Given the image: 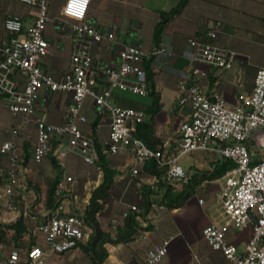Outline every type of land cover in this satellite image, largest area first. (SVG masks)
I'll use <instances>...</instances> for the list:
<instances>
[{
	"label": "built area",
	"instance_id": "2783aa9c",
	"mask_svg": "<svg viewBox=\"0 0 264 264\" xmlns=\"http://www.w3.org/2000/svg\"><path fill=\"white\" fill-rule=\"evenodd\" d=\"M18 1L34 8L35 18L25 25L20 15L7 14L0 29V95L6 99L11 122L15 124L11 126L9 137L0 143L4 206L15 212L20 209L13 196L19 185L24 156L18 140L22 127L32 126L34 140L30 157L35 164L48 155L53 141L57 142L54 152L61 170L64 171L65 160L70 155L79 156L87 165L95 164L98 150L91 127L89 131L82 127L89 124L85 114L88 103L95 116L108 117V135L103 147L110 154L126 151L133 159L132 177L139 176V164L154 159L159 166L166 167L167 181L187 182L189 170L183 168L178 159L195 151L211 150L218 157L231 160L234 166L215 180L220 182L217 211L221 218L206 224L202 235L213 250L234 264H264V64L256 69L252 91L240 94L236 105L229 106L218 89L207 90L197 81L206 78L207 67L230 69L236 59L234 50L216 42L220 24L216 22L205 37L188 39L195 62L189 74L195 79L187 83L189 77L182 76L178 103L189 105V118L180 125L173 151L151 148L132 135L135 123L145 118V112L119 106L111 98L115 91L146 95L143 61L167 51L165 46L149 52L137 45L125 44L118 50L115 64L95 66L92 45L99 44L103 38L113 39V33L103 34L87 19L91 0H64L60 16L69 23L75 40L69 66L57 76L42 65L44 59L55 55L45 31L50 21L48 0ZM43 89L49 93L71 94L69 120L52 123L36 111ZM73 184V177L64 173L56 186L59 196L56 206L45 209L42 213L45 219L31 230L42 236L51 252L64 253L87 237L80 216L84 207H76ZM130 209L138 210L136 205ZM127 213L128 210H124L122 217ZM244 230L250 233L245 244L239 247L234 237ZM167 245L168 240L152 244L143 264H159L167 253ZM45 254L43 247L34 244L26 248L23 255L30 263L43 264ZM21 255V248L12 246L7 250L0 243V264H21Z\"/></svg>",
	"mask_w": 264,
	"mask_h": 264
},
{
	"label": "crops",
	"instance_id": "0c3cea01",
	"mask_svg": "<svg viewBox=\"0 0 264 264\" xmlns=\"http://www.w3.org/2000/svg\"><path fill=\"white\" fill-rule=\"evenodd\" d=\"M180 2L181 0H91L87 12V19L95 29L103 34L108 32L113 33V39L103 38L99 44L92 45L95 66L115 64L118 50L125 44L137 45L149 52L161 46H165L167 49V51L157 55L148 56L144 59L143 65H147L154 73L153 81L155 89L159 92V102L161 104V108L155 112L153 117L152 135L159 140L157 146L161 145L164 149L171 151L180 135L181 123L187 120L190 115L189 105L181 106L178 103L179 95L182 93L180 86L182 76L186 75L189 77L187 83L191 79H195L189 74V69L195 62L193 61V49L189 46L188 39L205 37L208 30L216 22L220 24L216 42L219 46L234 50L237 54L236 59L230 69L207 67L206 78H201L197 81L207 90L212 88L218 89L229 106L236 105L240 94H249L252 91L256 69L258 66L264 64L263 58L259 62H250L247 56V53L257 46V41L264 39V0H185L180 12L167 23L160 43L158 46L155 45L152 33L154 26L160 19L159 12L168 11L178 6ZM7 14L20 15L24 19L25 25L32 22L35 18L34 8L24 6L22 9H18L17 4L13 0H0V29L3 18ZM50 18V21L53 18L58 20L57 25L59 27L63 26L64 20L60 16V10L57 15ZM68 26L69 29L66 31H63V28L60 27L62 40L57 39V44H54L53 40L50 39L55 55L52 58L44 59L42 62L43 67L48 72L57 76L61 75L68 68L69 54L75 40V35L71 32L70 25ZM63 37H66L70 47L69 53L64 57H62L61 53L58 54L61 45L65 41ZM98 82L99 85H102L101 81ZM123 94L124 92H113L112 102L122 107L142 109L146 114L145 119H150V115L146 112V109L151 106L152 97L148 93L144 95L147 97L146 100L142 98H138L137 100L131 99L123 96ZM1 99L4 100L5 98L1 97ZM68 100V93H49L43 89L36 103V111L44 115L45 119L49 122H65L69 120L68 107L70 103ZM2 105L5 109H3ZM2 105L0 104V143L9 137L11 126L15 125L12 124L6 108V99ZM4 114L9 115L10 126L8 128L1 127ZM85 114L89 124L82 125L83 129L89 131L90 127L92 128V124L96 121L95 119L98 120L94 129L95 143L101 146V152L108 166L117 171L110 196L104 203V209L97 214L101 228L114 234L115 228L123 224L124 218L121 215L122 212L126 209L129 210L132 205H139L140 195L137 190L139 184L141 182L152 184L156 181V178L153 174L146 172L144 169L145 163L138 165L140 169L139 176L132 177L130 175V168L134 162L131 156L126 151L110 154L103 147V142L108 135V117L106 115L95 116L88 103L85 107ZM25 129L23 127L20 128L18 140L22 144L24 153L27 152L29 154V158L26 164L22 163L23 160L21 161L19 185L15 188L13 197L17 202H20V205L23 204V220L29 232L24 234L23 238L28 240L29 235L35 236L37 239L39 238V235L33 234L31 230L42 219L31 210V203L29 206L27 204L28 200L36 198V194L30 185H26L25 177L34 175L36 171H32L30 168L31 164H35L30 157L34 133L32 132L30 136L27 135L28 138L26 140H22L21 135L23 136ZM56 146L57 142L53 141L51 151L41 163L37 164L40 166L39 171L42 177L53 176L56 174V168L59 169V167L54 168L52 160V156H56L53 151V148H56ZM217 157L215 152L204 150L202 154L198 155L194 163L186 169L189 170L191 167L209 169ZM66 159L68 160L64 171L62 170L61 177L64 173L73 177V193L77 197L75 201L76 207L85 208L91 190L102 179L100 164L97 163L94 166L87 165L77 155H70ZM56 160V163H59L57 156ZM128 161H131V163H128ZM213 183L215 181L202 185L180 207L168 206L162 199V193L159 194L145 218L139 220L142 227H150L140 231L139 235L132 241L116 245H106L108 255L103 264H143L146 251L152 244H160L166 240L170 241L173 238L172 235H176V232L178 233L176 237L182 235L184 238L188 234L186 230H188V226L190 225L189 222L200 218L201 223L204 224L202 225L203 228L206 224L214 222L211 221V218L213 220L216 219V221L220 219L221 216H218L219 213L217 211L218 206L213 215L209 212V209L219 199L218 191H216V198H211L210 202H208L209 193L214 190L212 189ZM3 185L4 178L0 175V222H9L20 215L21 208L18 212H15L4 206ZM214 186L216 187V184ZM175 188L177 192L180 189L179 184ZM195 197L196 199L193 200ZM200 199L203 201L200 202ZM212 200L214 203H212ZM39 206L42 207V202H40ZM44 210L38 209L37 212L42 214ZM114 221H116L115 226L113 224ZM244 231L247 234L243 235V237L239 234L241 232H238L236 237H234V241L239 247L245 244L250 233L249 230ZM170 234L171 236L167 239L166 237ZM186 238L190 240V237ZM161 240L163 241L160 242ZM184 240L183 245H186L188 241ZM9 242L11 244H8L10 246H8L7 250L12 246L18 247L13 241ZM41 243L42 246H40L46 252L45 257L49 258V264H52V256L62 253L51 252L44 241ZM35 244H38V242ZM187 248L193 259L191 263H201L200 258L202 255L200 256L196 253L193 245L189 244ZM71 250L75 254H72V261L79 257L80 253L84 255L78 248ZM213 253H217L225 259L219 251L213 250ZM22 259L24 264H33L28 262L26 258ZM86 259L92 264L89 258L86 257ZM162 261L159 264L166 263V261ZM206 264H212V262L206 261ZM230 264L234 263L230 262Z\"/></svg>",
	"mask_w": 264,
	"mask_h": 264
},
{
	"label": "trees",
	"instance_id": "16d2710c",
	"mask_svg": "<svg viewBox=\"0 0 264 264\" xmlns=\"http://www.w3.org/2000/svg\"><path fill=\"white\" fill-rule=\"evenodd\" d=\"M184 2L185 0H181L178 6H175L168 11L159 12L160 19L154 26L152 33V39L155 45L158 46L167 23L180 12ZM143 68L146 74L148 94L152 97L151 106L146 109V112L150 115V119L146 120L144 118L142 121L135 123L132 135L142 139L151 148L159 147L163 149V146H157L159 140L152 135L153 117L155 112L161 108V104L159 102V92L155 89V83L153 81L154 73L148 68L147 65H143ZM1 97L3 96L0 95V98ZM95 120L96 121L94 124H92L91 128L93 136L95 126L98 122L97 119ZM96 146L98 149V158L94 165L97 163L100 164L102 179L100 183L91 190L88 203L82 213H80V216L86 226V240L78 242L75 246V248H78L84 255H86L87 258H89L92 264L104 263V260L108 255V249L106 245H116L119 243H127L132 241L137 237V235H139L140 231L150 227H142L138 217L145 218L159 194L162 193V199L168 206L180 207L185 203L186 200L192 197L197 192V189L201 188L202 185H207V183L214 182L234 166L231 160L217 157L209 169H198L191 167L189 169L190 178H188L187 182L177 181L174 182L175 185H173L165 178L166 167L159 166L154 159L146 161L144 169L146 172L153 174L156 178V181L152 184H147L145 182H141L139 184L137 188L140 195V203L137 206L138 210L129 209L127 215L123 219V224L117 226L115 228V233L112 234L110 231L103 230L101 228L97 219V214L104 209V203L110 196L111 188L114 184V177L117 171L114 168L108 166L104 159V155L101 152V146L98 144ZM54 150L55 148H53V151ZM169 151L171 152V150ZM53 156V166L54 168L59 167V169L56 168L55 175L46 176L44 178V193L40 191V186L38 184H33L30 186L36 194V198L31 202L30 208L34 214L40 217L42 220L45 219V216H42V214L38 213V209L53 208L56 206L59 198V196L56 194V186L63 171L60 168V164L56 163V156ZM28 158L29 154L27 152L24 153V159L22 163L26 164ZM178 184L180 189L176 192L175 187ZM39 197H41V199H39ZM40 202H42V207L39 206ZM18 203L19 208H21L20 215H18L12 221L0 222V243L5 241H13L18 247L25 246L26 248H30L37 242V238L32 235H29L28 240L23 238L24 234L29 232L23 220V204H21V206L20 202Z\"/></svg>",
	"mask_w": 264,
	"mask_h": 264
},
{
	"label": "rangeland",
	"instance_id": "374dc122",
	"mask_svg": "<svg viewBox=\"0 0 264 264\" xmlns=\"http://www.w3.org/2000/svg\"><path fill=\"white\" fill-rule=\"evenodd\" d=\"M13 1L17 4L18 9H22L24 6H26L25 4L20 3L18 0H13ZM62 2H63L62 0H48L50 17L53 18L54 15L58 14L60 7L62 5ZM57 24H58V20H55V18H53L50 22L47 23L46 30H45L46 34L49 36V38L51 40H53L54 44L58 43L57 39L62 40V38H61L62 33H61L60 29L63 28V31H66L69 29V26H68L69 23L68 22H64L63 26L62 25L60 26L61 28ZM63 38L65 41L63 42V45H61V48L59 49V53H58V54L61 53L62 57L66 56L69 53V49H70L69 42L67 41L66 37H63ZM247 56H248V60L250 62H254V61L259 62L262 58L264 59V39L257 41V46L253 47L249 51V53H247ZM68 95H69L68 102L70 103L71 102L70 101L71 100V94L68 93ZM123 96L129 97V98L135 99V100H137L138 98H142L144 100L147 99L146 96L133 95V94L128 93V92H124ZM4 101H5V99L4 100L1 99L0 104L2 105ZM2 107H3V105H2ZM3 109H5V108L3 107ZM9 126H10L9 115L7 116L6 114H4V118H3V122L1 124V127L8 128ZM32 132H33V129L31 126L26 128L23 131V136L21 135V139L26 140V138H28V136H30L32 134ZM202 153H203V151H195L192 154L183 155V156L179 157L178 163L183 168L186 169L187 167L192 165L194 163L195 159L198 157V155H200ZM67 160L68 159L65 160V164L67 163ZM128 163H131V161H128ZM39 167L40 166H38L37 164H31L30 165V168L32 169V171H36V173L34 175H31V176L30 175L26 176L25 177V183L28 186L29 185L31 186L33 184H38L40 186L39 187L40 191L42 193H44L45 185L43 183V180L46 176H43V177L41 176L40 171H39V169H40ZM30 173H32V172H30ZM219 183H220L219 181L213 183L212 189H214V190L209 193L208 202H210L211 198H216V191H218V188H216V187L219 185ZM215 184H216V187L214 186ZM195 196H197V195H195ZM32 199L27 201L28 206L33 201ZM194 199H196V197L193 198V200ZM217 199H218V197H217ZM217 201L215 203L213 201L212 203H214V204H213L212 208L209 209V212L212 213V215L218 206ZM211 221H216V219L213 220L211 218ZM189 223H190V225L188 226V230H186L188 232V234H186L184 236V238L182 237V235L176 237L178 235V233L176 232V235L173 234L172 235L173 238H171L170 241L168 240L169 244L167 245V253H166L165 257H163L164 259L162 262L166 261V263H164V264H192L191 261H193V259L190 255V252L187 250L188 249L187 245L191 244L195 248L196 253H198L200 256L202 255L200 258L201 263H198V264H206V261L212 262V264H230V262L228 260L226 261L222 256L218 255L217 253H213L212 248L204 240L203 235H202V225H204V224L201 223L200 218L197 219L196 221L189 222ZM239 234L241 235V237H243V235H246L247 232L241 231V233H239ZM169 236H171V234L168 235L166 238L168 239ZM186 237H190V240ZM184 239H186V241H188L186 245H183V242H185ZM43 241L44 240H43L42 236L39 235V238L37 239L38 244L42 246L41 242H43ZM162 241L163 240H161L160 242H162ZM3 243L5 246V249H7L8 246H10V245H8L9 243L11 244V242H7V241H5ZM25 249H26L25 246L21 247L22 258H25L23 255ZM72 254H73L72 250H68V251H66L60 255L54 254L52 256V259H53L52 264H90L89 261L85 257L86 255L84 256L81 253L79 254V257H77L74 261H72L73 260L72 257H73V255H75V254H73V255ZM22 258H21V264H24ZM44 259H46V260H44L43 264H49L50 259L49 258L47 259V257H44ZM194 264H196V263H194Z\"/></svg>",
	"mask_w": 264,
	"mask_h": 264
}]
</instances>
